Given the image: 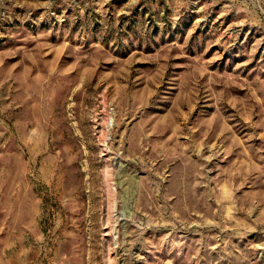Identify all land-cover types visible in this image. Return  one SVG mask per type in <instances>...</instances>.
I'll return each mask as SVG.
<instances>
[{
    "label": "rangeland",
    "instance_id": "374dc122",
    "mask_svg": "<svg viewBox=\"0 0 264 264\" xmlns=\"http://www.w3.org/2000/svg\"><path fill=\"white\" fill-rule=\"evenodd\" d=\"M0 264H264V0H0Z\"/></svg>",
    "mask_w": 264,
    "mask_h": 264
}]
</instances>
